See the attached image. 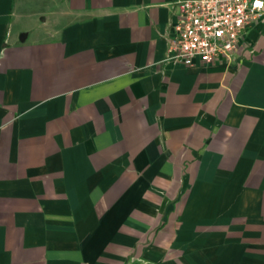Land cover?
<instances>
[{"label":"crops","instance_id":"1","mask_svg":"<svg viewBox=\"0 0 264 264\" xmlns=\"http://www.w3.org/2000/svg\"><path fill=\"white\" fill-rule=\"evenodd\" d=\"M178 1L0 0V264H264V15L187 66Z\"/></svg>","mask_w":264,"mask_h":264},{"label":"built area","instance_id":"2","mask_svg":"<svg viewBox=\"0 0 264 264\" xmlns=\"http://www.w3.org/2000/svg\"><path fill=\"white\" fill-rule=\"evenodd\" d=\"M173 59L187 66L230 63L252 23L264 15V0H180Z\"/></svg>","mask_w":264,"mask_h":264}]
</instances>
